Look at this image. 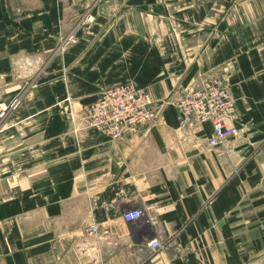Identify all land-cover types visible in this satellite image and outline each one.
Listing matches in <instances>:
<instances>
[{
    "label": "crops",
    "instance_id": "crops-1",
    "mask_svg": "<svg viewBox=\"0 0 264 264\" xmlns=\"http://www.w3.org/2000/svg\"><path fill=\"white\" fill-rule=\"evenodd\" d=\"M210 73L241 129L215 147L177 107ZM125 82L156 117L112 139L84 112ZM5 107L0 264H264V0H0Z\"/></svg>",
    "mask_w": 264,
    "mask_h": 264
},
{
    "label": "built area",
    "instance_id": "built-area-1",
    "mask_svg": "<svg viewBox=\"0 0 264 264\" xmlns=\"http://www.w3.org/2000/svg\"><path fill=\"white\" fill-rule=\"evenodd\" d=\"M69 43H76L73 33L67 35ZM235 96L230 83L219 73L200 77L198 84L191 86L177 100L178 120L181 129H196L210 123L213 133L208 145L215 147L241 129L230 124ZM14 104V103H13ZM16 105V103H15ZM8 109H0V126ZM88 127L95 128L112 139L121 138L129 127L144 125L156 117L152 95L132 82L118 83L103 90L96 101L85 108ZM142 209L125 213L127 221L139 219ZM153 248L167 247L158 238L148 243Z\"/></svg>",
    "mask_w": 264,
    "mask_h": 264
}]
</instances>
